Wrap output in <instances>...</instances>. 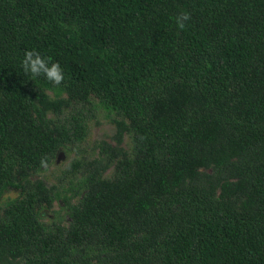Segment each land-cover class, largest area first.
I'll use <instances>...</instances> for the list:
<instances>
[{"label":"trees","instance_id":"obj_1","mask_svg":"<svg viewBox=\"0 0 264 264\" xmlns=\"http://www.w3.org/2000/svg\"><path fill=\"white\" fill-rule=\"evenodd\" d=\"M95 99L116 144L73 160L72 202L35 176ZM0 264H264V0H0Z\"/></svg>","mask_w":264,"mask_h":264},{"label":"rangeland","instance_id":"obj_2","mask_svg":"<svg viewBox=\"0 0 264 264\" xmlns=\"http://www.w3.org/2000/svg\"><path fill=\"white\" fill-rule=\"evenodd\" d=\"M52 94V92L50 91ZM93 105L82 106V112L86 115L87 131L83 141L76 143L72 146V150L62 149L58 152L55 161L43 169L35 177L43 179L47 185H56L60 192L72 197V202H76L77 195L81 191L79 178L74 177L70 173L69 168L73 160H89L97 156L100 151L99 144L103 141H107L112 145L116 142L113 139V135L116 132V126L113 122V118L117 117V114L110 111L100 104L97 100ZM77 111L71 108L65 113L61 114L60 117L70 116L72 113ZM131 136L126 134L123 146L130 150L132 147ZM86 167L83 168L85 170ZM113 168L109 170L112 171ZM20 190L14 187H8L1 198V203L7 202L11 198H15L19 195ZM43 218L45 221H56V222H69L70 218L66 212V204L62 199H57L53 207L45 209L43 212Z\"/></svg>","mask_w":264,"mask_h":264},{"label":"clouds","instance_id":"obj_3","mask_svg":"<svg viewBox=\"0 0 264 264\" xmlns=\"http://www.w3.org/2000/svg\"><path fill=\"white\" fill-rule=\"evenodd\" d=\"M189 19L187 12L177 17V25L183 28L184 21ZM21 66L26 74L32 78L43 76L53 84H60L64 78V72L59 62L51 57L43 56L35 49H26L21 60Z\"/></svg>","mask_w":264,"mask_h":264}]
</instances>
